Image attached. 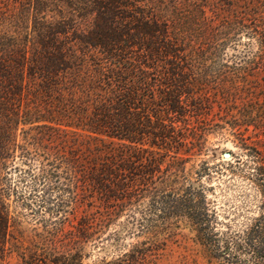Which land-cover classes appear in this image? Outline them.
Wrapping results in <instances>:
<instances>
[{"label": "trees", "instance_id": "1", "mask_svg": "<svg viewBox=\"0 0 264 264\" xmlns=\"http://www.w3.org/2000/svg\"><path fill=\"white\" fill-rule=\"evenodd\" d=\"M0 3L8 10H0V250L9 218L2 179L18 156L21 166H11L32 191L39 185L48 193L52 183L67 181L68 199L54 207L61 222L76 205L82 182L89 215L98 213L94 224L84 216L77 226L82 239L99 235L123 212L141 228L154 226L152 215L183 217L211 258L264 264L263 204L241 232L220 231L201 184L156 193L137 218L135 201L142 195L133 187L139 175L140 194L152 193L147 180L153 166L141 152L183 136L182 104L200 105L195 89L207 81L197 77L202 69L243 36L264 57V0ZM47 137L55 144L46 145Z\"/></svg>", "mask_w": 264, "mask_h": 264}, {"label": "rangeland", "instance_id": "2", "mask_svg": "<svg viewBox=\"0 0 264 264\" xmlns=\"http://www.w3.org/2000/svg\"><path fill=\"white\" fill-rule=\"evenodd\" d=\"M6 6L0 3V10L8 12ZM262 56L255 52V43L243 36L213 59V65L200 71L197 77L207 81L195 89L200 105L195 108L190 102L182 104L185 120L179 123V134L183 136L159 149L141 152L149 155L153 166L147 187L156 192L140 194L143 186L136 176L133 187L142 195L135 201V205L140 204L134 210L136 218L156 193L180 192L188 183L204 187L220 231L241 232L259 215L264 205ZM23 137L18 129V141H24ZM51 140L47 137L46 145L55 144ZM61 149L66 153V146ZM80 163L87 165L84 159ZM11 165L21 166L18 156L10 160L2 179L9 218L0 264H226L209 256L196 238L194 225L183 217L164 220L152 215L154 226L141 228L123 212L99 235L82 239L77 226L83 217L94 219L93 224L98 221L93 217L98 213L89 215L82 182L76 189V205L68 208L61 222L54 207L57 201L68 199L67 181L61 178L63 184L52 183L54 188L48 193L47 186L41 189L38 185L32 191L30 182H18L20 171ZM137 166L142 167L139 161ZM30 192L34 196L25 199ZM41 199L46 202L39 207Z\"/></svg>", "mask_w": 264, "mask_h": 264}, {"label": "water", "instance_id": "3", "mask_svg": "<svg viewBox=\"0 0 264 264\" xmlns=\"http://www.w3.org/2000/svg\"><path fill=\"white\" fill-rule=\"evenodd\" d=\"M224 156L227 157V156H229V154L228 153H224Z\"/></svg>", "mask_w": 264, "mask_h": 264}]
</instances>
